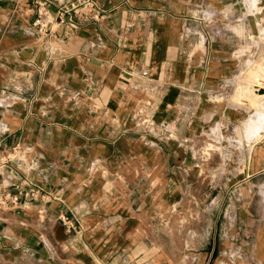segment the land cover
<instances>
[{
  "label": "crops",
  "instance_id": "0c3cea01",
  "mask_svg": "<svg viewBox=\"0 0 264 264\" xmlns=\"http://www.w3.org/2000/svg\"><path fill=\"white\" fill-rule=\"evenodd\" d=\"M37 1L0 0V183L44 194L0 211V264H264V130L203 151L217 92L264 80V0H46V33Z\"/></svg>",
  "mask_w": 264,
  "mask_h": 264
},
{
  "label": "rangeland",
  "instance_id": "374dc122",
  "mask_svg": "<svg viewBox=\"0 0 264 264\" xmlns=\"http://www.w3.org/2000/svg\"><path fill=\"white\" fill-rule=\"evenodd\" d=\"M259 71L261 75L260 77L264 79V68H262V66H259ZM254 81H256V79H244L243 71L230 81L227 93H221V91L217 92V103L219 105H222L225 101L231 103L233 113L231 116L234 122L231 127H226L224 117L218 114L215 117L216 127L213 129L212 134H210L213 140L218 142L215 143V145L210 146L211 150L203 149V151L209 153L215 152L221 155L225 154L226 157H231V150H235L236 148L242 150L240 140L243 128L250 140H256L261 136V130H264V93H261L256 88L254 89L252 86ZM259 82V80L256 81L258 84ZM262 82L263 83L260 85H263L261 87L264 88V80H262ZM245 119L246 121L244 122ZM225 137H229L233 140L238 139V142H233L232 147L230 149L227 148L226 150L222 144L219 143V141H222ZM250 197L252 199V204L255 205L256 193H251ZM246 198L247 196L244 195V200H246ZM246 210L247 209L244 208V215ZM250 210L255 212V208H251ZM239 213L240 210L233 208L229 209L225 215L228 216L230 220L235 221L236 216H238ZM251 228V231L256 233V225Z\"/></svg>",
  "mask_w": 264,
  "mask_h": 264
},
{
  "label": "built area",
  "instance_id": "2783aa9c",
  "mask_svg": "<svg viewBox=\"0 0 264 264\" xmlns=\"http://www.w3.org/2000/svg\"><path fill=\"white\" fill-rule=\"evenodd\" d=\"M79 10L84 14L100 15V7L97 0H76V3L71 9L61 8L59 13L60 21H71V12L77 13ZM51 22L48 4L46 0H40L36 2V17L33 21V25L41 32L46 33L49 30V24ZM262 80L259 84L255 85L256 89H261L263 85ZM23 157V148L16 144L10 148H5L0 151V167L9 163H18ZM44 197L41 191L37 187H31L28 191L12 192L3 189L0 183V211L8 208L29 207L30 204L36 199V197ZM59 219L67 226L74 227V219L70 218L66 214H60ZM234 256V254H232ZM231 263L234 264L232 260Z\"/></svg>",
  "mask_w": 264,
  "mask_h": 264
},
{
  "label": "water",
  "instance_id": "95a60500",
  "mask_svg": "<svg viewBox=\"0 0 264 264\" xmlns=\"http://www.w3.org/2000/svg\"><path fill=\"white\" fill-rule=\"evenodd\" d=\"M261 93H264V88L259 89Z\"/></svg>",
  "mask_w": 264,
  "mask_h": 264
}]
</instances>
